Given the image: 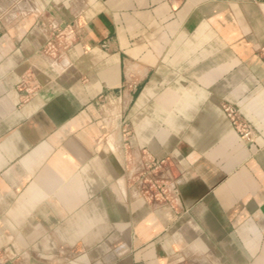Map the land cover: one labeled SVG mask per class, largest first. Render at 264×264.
Listing matches in <instances>:
<instances>
[{
	"label": "crops",
	"instance_id": "1",
	"mask_svg": "<svg viewBox=\"0 0 264 264\" xmlns=\"http://www.w3.org/2000/svg\"><path fill=\"white\" fill-rule=\"evenodd\" d=\"M0 264H264V1L0 0Z\"/></svg>",
	"mask_w": 264,
	"mask_h": 264
},
{
	"label": "built area",
	"instance_id": "2",
	"mask_svg": "<svg viewBox=\"0 0 264 264\" xmlns=\"http://www.w3.org/2000/svg\"><path fill=\"white\" fill-rule=\"evenodd\" d=\"M254 2H260L264 0H253ZM53 35L51 39L45 44V50L52 55H57L64 52L74 41L75 34L73 28L68 26L61 29L58 26H53ZM222 111L230 121L234 131L238 134L241 141L245 145H251L256 140V134L253 128L241 118L237 109L233 106L224 104L222 105Z\"/></svg>",
	"mask_w": 264,
	"mask_h": 264
},
{
	"label": "water",
	"instance_id": "3",
	"mask_svg": "<svg viewBox=\"0 0 264 264\" xmlns=\"http://www.w3.org/2000/svg\"><path fill=\"white\" fill-rule=\"evenodd\" d=\"M111 141V150L115 156L116 165L119 175L123 174V140L121 129L117 127L109 136Z\"/></svg>",
	"mask_w": 264,
	"mask_h": 264
},
{
	"label": "rangeland",
	"instance_id": "4",
	"mask_svg": "<svg viewBox=\"0 0 264 264\" xmlns=\"http://www.w3.org/2000/svg\"><path fill=\"white\" fill-rule=\"evenodd\" d=\"M112 123L107 127V129L109 130L108 132H109V134H111L113 131H112Z\"/></svg>",
	"mask_w": 264,
	"mask_h": 264
}]
</instances>
